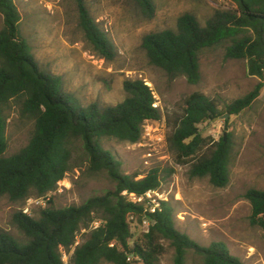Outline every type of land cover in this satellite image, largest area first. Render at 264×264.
Masks as SVG:
<instances>
[{
    "label": "trees",
    "instance_id": "trees-1",
    "mask_svg": "<svg viewBox=\"0 0 264 264\" xmlns=\"http://www.w3.org/2000/svg\"><path fill=\"white\" fill-rule=\"evenodd\" d=\"M235 9L216 10L203 24L192 14L176 21L175 30L147 34L141 42L148 63L171 78L185 77L188 84L200 82L199 55L222 47L224 57L247 61V73L258 83L242 98L224 108L237 116L251 107L264 84V0H227ZM78 27L92 54L112 61L116 48L111 38L92 18L85 0H73ZM144 11L152 12L151 0H134ZM0 199L23 204L30 198L45 199L55 193L73 170V154L81 151L87 171L105 173L113 189L87 199L79 206L56 208L53 199L33 218L22 210L11 216L12 226L21 234L16 239L0 232V264H65L62 251L69 252L77 234L90 229L84 243L75 248L70 264H159L164 254L163 241L173 247L174 264H185L188 252L202 258L203 264H242L223 243L202 247L174 228L173 210L168 202L155 214H144L143 207L129 203L121 194L142 196L157 189L163 174L172 169H150L146 174L125 175L121 162L102 146L104 141L137 144L148 121L162 114L150 86L141 80L124 81V100L115 106L87 107L71 104L64 95L62 80L44 73L35 62L31 47L19 31L20 15L13 0H0ZM15 106L19 117L32 124L25 147L7 156L6 112ZM223 115L214 100L194 92L182 101L166 138L176 162L189 166L191 179H208L214 188L229 183L232 142L223 137L217 142L203 138L200 127ZM243 198L250 204L252 225L260 228L264 243V191L249 189ZM138 237L129 246L133 233ZM153 224L144 227L142 221ZM130 258V260H128Z\"/></svg>",
    "mask_w": 264,
    "mask_h": 264
},
{
    "label": "rangeland",
    "instance_id": "rangeland-1",
    "mask_svg": "<svg viewBox=\"0 0 264 264\" xmlns=\"http://www.w3.org/2000/svg\"><path fill=\"white\" fill-rule=\"evenodd\" d=\"M151 1L152 12H144L134 0H85L90 15L116 48L114 60L105 61L90 51L78 27L73 0H13L20 15L21 37L30 45L40 70L61 78L64 95L70 97L71 104L115 106L125 98L123 82L141 80L154 93L162 114L159 123L167 138L186 97L200 92L217 103L223 115L200 127V132L203 138L213 142L224 133L230 137L233 153L229 183L224 188H214L208 179H191L189 166L178 164L167 144L156 149L149 166L143 160V154L149 149L144 146L149 143L148 138H142L137 144L109 140L102 146L121 162V171L125 175H144L152 167L173 170L170 175L163 174L161 191L173 210L174 228L181 234L202 247L223 243L242 264H264L262 232L251 224V207L243 198L249 189L264 191V86L250 108L225 119V106L247 95L258 83L257 78L248 75L247 61L226 59L222 47L205 50L199 55L200 82L190 85L185 77L171 78L151 66L141 49L145 35L175 30L177 19L184 14L194 15L203 24L214 11L235 9V6L227 0ZM2 23L0 15V28ZM262 82L264 84V77ZM6 115V155L9 156L26 146L33 127L19 117L15 106ZM72 164L73 170L57 191L47 196L53 199L56 208L79 206L90 197L101 196L113 189V183L105 173L87 171L86 158L81 151L73 154ZM46 205L47 201L42 203L34 198L19 205L1 198L0 232L22 239L11 224L12 214L29 207V215L37 218L39 210ZM129 222L133 233L129 246H132L141 229H137L131 219ZM91 227L92 224L77 234L69 252L62 251L65 264H70L72 252L86 241ZM162 244L165 251L159 264H174L173 247L167 241ZM132 264L142 263L136 260ZM185 264L203 262L190 251Z\"/></svg>",
    "mask_w": 264,
    "mask_h": 264
},
{
    "label": "built area",
    "instance_id": "built-area-1",
    "mask_svg": "<svg viewBox=\"0 0 264 264\" xmlns=\"http://www.w3.org/2000/svg\"><path fill=\"white\" fill-rule=\"evenodd\" d=\"M153 107L156 109H159L156 102L153 104ZM148 122H151V124L149 125L147 124V122L144 124L143 135H142V138L144 139L148 138V142H149V143H145L144 145L149 148L148 151L143 154V160L146 166L150 165L149 161L153 158V153L156 151V149L157 148L162 149L161 146L164 147V145L167 144L165 130H164L163 125L159 123V120L158 121H148ZM139 145L142 146L141 143ZM153 168H156V167H152L150 169H153ZM161 188H162V184L157 189L150 190L142 196L128 195L126 192H123L121 195L126 198L127 202L143 207L144 214L145 213L155 214L157 211H160L161 204L168 201L166 194L161 191ZM40 200L42 203L49 201L48 197H46L45 199H40ZM22 211L23 213L29 215L30 208L25 207ZM130 219L132 220L133 217H130ZM152 224H153V221L150 219L145 218L142 221V225L144 227H149ZM97 227L98 225L93 223L91 229H96ZM128 260H130V258Z\"/></svg>",
    "mask_w": 264,
    "mask_h": 264
},
{
    "label": "water",
    "instance_id": "water-1",
    "mask_svg": "<svg viewBox=\"0 0 264 264\" xmlns=\"http://www.w3.org/2000/svg\"><path fill=\"white\" fill-rule=\"evenodd\" d=\"M228 118V115H225V119H227ZM223 140H224V142H226V135H225V133L223 134Z\"/></svg>",
    "mask_w": 264,
    "mask_h": 264
}]
</instances>
